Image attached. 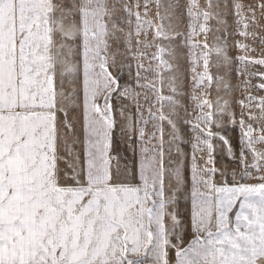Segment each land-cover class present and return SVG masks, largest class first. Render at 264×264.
I'll return each instance as SVG.
<instances>
[{
    "label": "snow or ice",
    "instance_id": "obj_1",
    "mask_svg": "<svg viewBox=\"0 0 264 264\" xmlns=\"http://www.w3.org/2000/svg\"><path fill=\"white\" fill-rule=\"evenodd\" d=\"M208 6L212 7V0ZM139 7L137 3L135 8ZM242 7L235 5L236 14L246 20ZM121 10L127 14L124 23L131 24L135 17L137 36L147 25L154 27L156 38H169L162 22L154 25L145 20L125 0H0V264H169V248L176 250V264H260L264 260V149L257 146L264 145V125L248 124L243 132L252 163L248 165L247 156L241 154V180L247 177L258 183L236 180L219 186L212 180L218 170L201 169L198 174L193 156L191 225L195 237L187 247L170 239L180 222L167 212L174 199L166 198V180L171 175L177 186L183 180L179 166L165 168L160 124V148L152 154L142 148L136 174L127 173L122 180L114 176L111 133L116 120L110 100L120 85L110 71L115 63L110 41L124 31L118 23ZM187 11L193 34L197 22L213 18L199 0H191ZM165 18L160 17L161 21ZM248 26L243 23L240 33L246 38ZM209 30L206 23L199 24L201 33ZM132 35L126 34L129 44ZM239 47L247 49L248 45ZM202 48L205 71L200 83L213 79L208 72L212 50L206 42ZM159 51L162 54L165 49ZM214 51L225 64L230 63L224 47L217 45ZM239 59L249 61L247 56ZM251 62L264 65V59ZM160 63L171 69L166 60ZM78 81L86 145L82 167L60 151L63 142L64 152L72 155L60 128H73L70 111L78 107ZM171 91L175 93V87ZM129 93L125 88L121 95ZM157 95L158 103H177L173 96ZM199 106L212 108L208 100ZM162 107L161 103L157 113L149 108V116L176 129ZM258 107L261 116L250 112L249 119L264 120V99ZM198 120L209 127L216 122L211 111H202ZM143 123L146 126L148 121ZM193 127L198 130L200 125ZM213 135L208 131L203 141L198 136L193 148L202 143L211 153ZM173 139H178L175 133ZM61 161L66 168H61ZM249 167L258 175L254 177ZM169 215L172 229L166 224Z\"/></svg>",
    "mask_w": 264,
    "mask_h": 264
},
{
    "label": "rangeland",
    "instance_id": "obj_2",
    "mask_svg": "<svg viewBox=\"0 0 264 264\" xmlns=\"http://www.w3.org/2000/svg\"><path fill=\"white\" fill-rule=\"evenodd\" d=\"M125 2L131 4L134 11L138 10L145 20L153 21L154 25L162 22L169 32V38H156L154 27L149 28L147 25L137 36L135 17H131V24H126L123 22V17L127 14L123 10L118 12L121 17L118 23L124 31L117 33L118 38L110 41V54L115 57V63L111 65L110 71L119 81L120 90L127 88L137 92L139 106L123 108L122 116L128 117L130 113H136L139 120L149 121V128L146 131L155 138H160L161 133L157 128L160 124L163 128L164 143L167 138L170 150L176 152L178 146L175 142L192 141L194 122L199 121L198 116H201L202 111H211L216 122L212 124L213 127H209L200 121L202 138L208 131H211L214 137L220 138L227 115V108L224 105V101L229 98L227 92L241 88L242 62L239 58L248 54L257 55L258 47L264 43V8L261 7L264 5V0H212L211 8L208 6V0H199L200 7L212 12L213 18L207 22L202 19L197 22L195 34H193L192 18L187 11L191 0H159V4L157 0H125ZM137 3L140 5L139 9L135 8ZM237 3L243 5L240 11L243 17L247 18L246 20L237 16L235 8ZM162 16L166 17L163 21L160 19ZM245 22L249 25L247 38L240 35L244 30ZM200 23H206L210 30L201 33ZM128 32L133 33L131 44L126 37ZM253 33L255 35H252ZM205 42L212 50L208 72L213 79L211 81L205 79L200 83L199 77L205 71L202 59L204 51L202 45ZM240 44H246L248 48L242 49L239 47ZM193 45L199 46L193 47ZM217 45L225 48L230 63L225 64L223 57L217 56L214 51ZM161 47L165 49L162 54L159 51ZM161 59L166 60L171 65V69L161 64ZM249 61L251 62L252 59L250 58ZM153 84L155 88L152 87ZM170 86L175 87V93L171 91ZM158 92L164 96H173L177 101L174 106L167 101L161 102L163 113L169 115L175 122L176 129H173L167 121L160 122L149 116V108L152 113H157L161 109V103L157 102ZM203 100L210 101L212 108L204 106L202 110L199 105ZM221 108H225L223 113L220 112ZM139 113H143V116L141 117ZM174 133L178 136L177 140L173 139Z\"/></svg>",
    "mask_w": 264,
    "mask_h": 264
},
{
    "label": "crops",
    "instance_id": "obj_3",
    "mask_svg": "<svg viewBox=\"0 0 264 264\" xmlns=\"http://www.w3.org/2000/svg\"><path fill=\"white\" fill-rule=\"evenodd\" d=\"M249 59L257 60L264 59V43L258 47V54L247 56ZM79 59V57H78ZM82 74V73H81ZM82 79V77H81ZM264 65L252 63L250 61L243 62L241 68V88L236 90H229L227 92V115L224 121L222 136L224 140L218 137H212L210 143L213 145L211 153L202 143L198 148H193L197 144V137L203 141L202 125L200 121H195L200 128L194 129V137L188 143L185 141L179 142L176 145L179 151H171L169 147V140L166 138L165 143L163 139L164 165L166 169L173 170L177 166L181 168L183 182L177 186V183L171 175H168L166 180V198L172 197L174 203L169 204L167 212L174 214L179 220V224L175 227V231L171 234L170 239L173 244L180 241L181 247H187L192 239L195 237L191 225L192 217V165L193 156L198 165L197 173H201V169L215 168L218 171L212 177L215 184L222 186L224 183L232 184L236 180L242 183H258V179H249L245 177L241 180V174L244 172V164L241 162V154L247 156V164L251 165L252 157L246 152L244 147L243 132L246 131L247 125L252 124L255 128H260L264 125V120L249 119V113L260 117L261 111L258 107L260 100L264 99ZM77 97L76 104L78 107L70 111V119L73 123L71 131L61 125V137L67 139L68 145L72 149V155L68 156L64 152L63 142L61 143V155L70 162H75L79 166L84 165L85 161V133L83 130V92L81 82L76 84ZM123 90L114 91L111 95V108L116 120L115 127L111 133V155L113 159V173L117 179H124L127 173L136 174L138 172L139 160L142 155V148H148L149 153L152 154L154 150H158L161 146L160 138H155L147 132L149 121L145 126L143 121L139 120L137 114L130 113L129 118L121 115L123 108L137 107L138 94L130 90L128 96L121 95ZM132 93H135V98L132 99ZM249 97L252 99L250 100ZM130 98V99H128ZM243 102V104L241 103ZM102 104L103 101L100 100ZM199 117V116H198ZM63 120V117H60ZM244 121V126H241V120ZM210 127H213L212 125ZM144 129V136L141 139L140 129ZM224 135V136H223ZM155 141V142H154ZM227 141V143H225ZM179 143H181L179 145ZM182 147V148H180ZM258 148L264 149V145H258ZM188 151V152H187ZM211 156V163L209 158ZM77 157L79 159L77 160ZM61 168H66V165L61 161ZM119 168V172H117ZM127 170V172H126ZM248 171L255 177L257 172L249 167ZM205 178L208 177L205 175ZM204 191V189H201ZM235 211V210H234ZM232 215V214H230ZM166 224L169 229H172L173 222L171 216L166 217ZM179 238V239H178ZM169 264H176V250L174 248L168 249ZM264 263V261H261Z\"/></svg>",
    "mask_w": 264,
    "mask_h": 264
},
{
    "label": "bare ground",
    "instance_id": "obj_4",
    "mask_svg": "<svg viewBox=\"0 0 264 264\" xmlns=\"http://www.w3.org/2000/svg\"><path fill=\"white\" fill-rule=\"evenodd\" d=\"M262 264H264V263H262Z\"/></svg>",
    "mask_w": 264,
    "mask_h": 264
}]
</instances>
